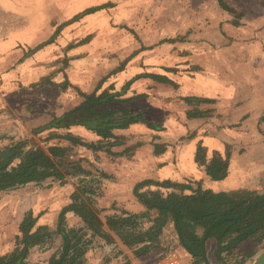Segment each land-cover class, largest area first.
Masks as SVG:
<instances>
[{
	"label": "rangeland",
	"instance_id": "1",
	"mask_svg": "<svg viewBox=\"0 0 264 264\" xmlns=\"http://www.w3.org/2000/svg\"><path fill=\"white\" fill-rule=\"evenodd\" d=\"M183 1L112 0L116 5L112 10H105L95 16L85 15L75 18L87 8L103 4L108 0H28V3L21 0L23 8L14 6L13 12L19 19L28 21L29 38L31 39L27 43L28 45L24 44L27 48L24 49L23 57L28 59L44 54L46 72L49 75L45 80L40 81L39 90L35 89L37 86H31V91L16 89L8 96L9 100H30L32 97L49 100L55 96L59 98L58 100H65L66 102L69 100L70 107L73 108L81 102L82 94L92 93L101 81H105L104 87L113 85L114 91L119 92L128 81L137 76V82H133L127 93L122 96L125 99H133L125 104H110L109 107L137 112L144 111V118L162 126V130L153 131L145 124H142L144 129L137 126L136 129H133L132 136H124L122 142L123 144L128 143V145L124 149L120 148V150L129 155L133 148L140 146V143L135 144V138L143 137L150 144L153 141L157 143L156 145L152 144L154 149L155 146H161L164 152L167 149H172V154H174L179 147L197 139V134L204 135L206 126L216 123L215 120L221 118L217 111L216 102L226 95V90L211 80H218L222 77L223 66L227 65L230 60V57L212 55L210 52L213 51H208L207 53L210 54L204 55L199 50L202 47L201 41L203 39H198L197 33L192 30L182 37L167 42L160 38V29L157 37L154 36L153 32H148L149 28H145L143 33H140L142 38L137 35V19L144 23L150 22V20L159 23L161 24L159 28H161L162 23L165 24L167 12L173 13L175 19L178 17L188 18L186 16L189 14L195 17V13H187L189 8L182 9ZM35 11L38 12L37 15ZM198 21L199 19L193 18L195 24ZM91 33L99 36L97 42L91 43V40L88 39L86 47H76L77 42ZM72 34H76L77 37H71ZM151 37L152 39H150ZM207 43L211 44L209 47L212 50L214 48L213 41ZM69 46L74 47L69 49ZM135 50L137 51L134 52ZM70 68L75 72L74 74L79 76V78L77 77L78 81L73 84L68 80ZM106 69L109 71L103 76L102 73ZM115 71L116 73H114ZM53 74H55L54 77ZM145 74L166 77L169 83H160L147 77H141ZM51 79L56 83L67 80L69 83L68 86L66 83L63 90H59L60 93H58L59 91L57 92L49 86L52 85ZM236 96L243 98L238 92ZM195 97L211 101V103L199 104L200 110L205 113V116L201 117L205 122L195 126L196 129L192 133L182 137L181 133L176 134L175 132L180 129L182 123L185 125L183 118L187 117V112L197 109L196 106L198 105L186 103L185 98ZM172 122H174V126H172ZM40 128L42 127L12 138L8 145L14 142H23L26 150L33 147L44 148L48 138L53 135L70 134L69 130L72 129L75 130H72L71 134L79 137L86 144H96L98 141L92 132L79 129H83V127H71L66 131L45 130L36 133ZM149 131L155 132L157 136L152 135ZM130 137H133L134 140ZM125 141L128 142L125 143ZM63 143L67 144L66 142ZM198 144H202L201 141ZM115 149L119 148H111L110 152L113 153ZM164 152L155 156L153 150L157 159H162ZM213 152L207 156L204 151L205 158L210 159ZM101 153H105L107 158L112 157L105 150L93 151L85 146L72 148L69 155L72 160L80 163L84 173L66 177L64 185L50 178L52 183L49 181L34 183L24 187V190L19 187L0 194V256L13 250L18 225L23 217L31 212L34 217L39 216L42 222L48 223V227L45 228L50 232L51 238L35 247L30 252L25 264H47L51 255L57 253L61 247V239L55 233L57 216L64 207L71 203L70 196L78 187L88 191L83 196L92 201L102 216L121 215L123 212H142L141 206L140 208L137 206L138 201L135 197L134 201L129 204L103 199V189H110L111 181L104 178L103 174L95 167V163L100 160L98 154ZM219 153L229 154L230 147L225 145L224 151ZM195 165L197 167L196 162ZM204 176L197 167L195 178L181 176L174 179H201L205 188L214 191L221 189V185L205 181ZM162 178L159 177V179ZM222 186L223 189L232 194L240 192L264 194V180L261 179H254L249 183H234L231 179ZM110 192V196L124 197L125 195L124 189H111ZM65 226L78 228L82 225L77 216L68 212L65 214ZM101 242L104 244V241L99 238H93L90 241L86 249L88 257L101 249ZM176 245L173 232L167 227L164 229L156 249L147 255L146 260L148 261L145 264H189L188 255ZM109 246H113V248L106 250L102 248V251L98 252L100 257L103 254L105 257L100 262L96 259L92 264H106L109 261H112V264H127L129 262L128 253L125 250H120L114 245ZM206 246L209 263L219 264L215 256V241L207 242ZM263 251L264 237L262 236L239 245L233 252L222 253L220 258L223 264H253ZM112 258L114 260H110Z\"/></svg>",
	"mask_w": 264,
	"mask_h": 264
},
{
	"label": "trees",
	"instance_id": "2",
	"mask_svg": "<svg viewBox=\"0 0 264 264\" xmlns=\"http://www.w3.org/2000/svg\"><path fill=\"white\" fill-rule=\"evenodd\" d=\"M219 4L228 10L223 0H219ZM111 7L109 2L90 7L75 18ZM141 77L169 83L168 78L163 76L145 74ZM136 80L137 76L119 92L114 91L113 85L104 87L105 81H101L92 93L82 95L78 105L60 117L52 118L36 131L83 127L95 134L98 138L96 144H86L70 133L51 136L44 148L26 150L23 142L0 148V192L29 183L39 184L50 178L64 185L66 177L84 173L80 163L69 155L72 148L85 146L113 155L110 149L122 145L124 139L123 136H117L116 131L138 123L145 124L153 131L162 130V126L144 118V111L109 107L110 104L131 101L133 98L125 99L122 96ZM185 102L211 103L208 99L196 97L185 98ZM186 115L187 118H201L205 113L195 109ZM163 152L161 146H155V156ZM195 162L211 181H222L227 177L228 153L213 152V156L207 160L201 144H198ZM85 193L88 191L76 188L70 196L71 203L59 212L55 233L61 239V247L47 264H84L86 249L93 238L125 250L128 261H138L156 249L167 227L173 232L176 246L190 258V264H210L206 253L209 240L215 241V256L219 264H223L220 258L222 253L228 254L243 243L264 237V194L214 191L205 188L201 179L158 178L139 182L133 188V195L142 212L102 216L92 201L83 196ZM68 212L77 216L82 226L67 228L65 214ZM50 238V232L37 224V217L31 212L27 213L18 225L13 250L0 256V264H25L30 250Z\"/></svg>",
	"mask_w": 264,
	"mask_h": 264
},
{
	"label": "crops",
	"instance_id": "3",
	"mask_svg": "<svg viewBox=\"0 0 264 264\" xmlns=\"http://www.w3.org/2000/svg\"><path fill=\"white\" fill-rule=\"evenodd\" d=\"M24 1L28 3V0ZM108 2L112 4L111 8L98 11L89 16H95L105 10L115 8L116 5L112 0H108ZM223 2L228 10L223 9L217 0H184L183 7L181 6L182 9L189 8L187 13L193 12L195 17L189 14L186 16L188 18L178 17L175 19L173 13L167 12L165 24L162 23L161 28H159V25H161L159 23L157 24L151 20L144 23L137 19V35L139 37H141L140 33L145 28H149L148 32H153L154 36L157 37L160 29V38L167 42L182 37L192 30L197 33L198 39H203L201 41L202 47L199 50L204 55L211 53L217 57H230L229 63L227 62V65L223 66L222 77L218 80H211L217 86L226 90V95L216 102L217 111L221 118L215 120L216 123L214 124H208L204 135L197 134V139L179 147L174 154H172V149H167L162 159L155 158L152 144L156 145L157 143L153 141L150 144L143 137L135 138V144L140 143V146L133 148L129 155L120 150V148L127 147L128 143L126 142L128 141H125L126 144L115 147L119 149L113 150L114 154L110 158H107L105 153L98 154L100 160L95 163V167L111 181V188L103 189V199L129 204L135 199L133 188L139 182L155 180L159 177L164 179H174L181 176L195 178L197 175L195 165L196 145L200 141L207 156L213 151L223 152L225 145L230 147L227 177L222 181L214 182L204 176L205 181H208V183L221 185L219 191L228 193V190L223 189L222 185H226L231 179L234 183H249L254 179L264 180V0ZM21 3V0H0V148L8 145L12 138L21 136L32 129L43 127L52 118L60 117L72 109L69 100L68 102L58 100L59 98L55 96H52L49 100H40V98L35 99L33 97L30 100H9L8 96L16 89L31 91V86H37L35 89L39 90L41 85L38 84L49 75L46 72L44 54L28 59L23 57L24 49L27 48L25 45H28L27 43L31 39L29 38L28 21L19 19L13 12L14 6L23 8ZM37 13L35 11L36 15ZM192 17L199 19L197 24L193 22ZM71 37L77 36L72 34ZM85 39L86 42H83ZM88 39L91 40V43H94L99 40V36L91 33L77 42V46H74L84 48L88 44ZM208 41H213L214 48L212 50H210L209 46L211 44L209 45ZM74 46H69V49ZM208 51L213 52L207 53ZM108 71L106 69L102 75L104 76V73ZM74 73L70 68L68 80L71 84L76 83L79 78ZM54 76L55 74H53ZM68 80L56 83L51 79L52 85L49 86L58 92L66 86L63 83H67L68 86ZM237 92L243 98L237 97ZM196 107L198 111L202 112L199 104ZM183 119L185 125L182 123L180 129L176 128L179 130L175 132L176 134L181 133L182 137L192 133L196 129L195 126L205 122L201 118L186 117ZM174 125V122H172V126ZM137 126L144 129L142 123H138L130 125L127 129L118 130L115 134L123 137L132 136L131 133ZM79 129L85 131L84 128ZM72 130H69V132L72 133ZM149 132L157 136L155 132ZM130 138L134 140L133 137ZM45 181L52 183L50 179ZM33 184L29 183L21 188L24 190V187ZM111 189H124V197L110 196ZM9 191L11 190L0 192V194ZM137 206L140 208L138 203ZM37 224L48 227V223L42 222L39 216H37ZM210 241L213 240L208 242ZM100 245L102 247L98 252L102 251V248L104 250L113 248V246L103 244V242ZM98 252L93 254L94 256L88 257L87 251L84 264H92L96 259L100 262L105 254L100 257ZM146 257L138 260V263L145 264L148 261ZM87 258L88 261H86ZM110 260H114V258ZM138 263L129 261L127 264ZM106 264H112V261Z\"/></svg>",
	"mask_w": 264,
	"mask_h": 264
},
{
	"label": "water",
	"instance_id": "4",
	"mask_svg": "<svg viewBox=\"0 0 264 264\" xmlns=\"http://www.w3.org/2000/svg\"><path fill=\"white\" fill-rule=\"evenodd\" d=\"M253 264H264V251L263 253L259 256V258L253 262Z\"/></svg>",
	"mask_w": 264,
	"mask_h": 264
}]
</instances>
